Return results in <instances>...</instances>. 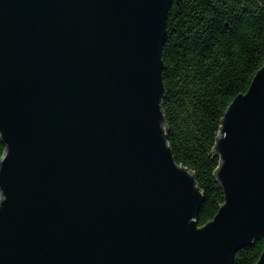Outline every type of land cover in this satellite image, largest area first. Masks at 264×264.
I'll return each instance as SVG.
<instances>
[{
  "label": "water",
  "instance_id": "water-1",
  "mask_svg": "<svg viewBox=\"0 0 264 264\" xmlns=\"http://www.w3.org/2000/svg\"><path fill=\"white\" fill-rule=\"evenodd\" d=\"M171 2L0 0V264H232L264 240V64L224 111L198 226L161 106Z\"/></svg>",
  "mask_w": 264,
  "mask_h": 264
},
{
  "label": "trees",
  "instance_id": "trees-1",
  "mask_svg": "<svg viewBox=\"0 0 264 264\" xmlns=\"http://www.w3.org/2000/svg\"><path fill=\"white\" fill-rule=\"evenodd\" d=\"M161 59L166 141L204 193L201 226L223 202L213 147L224 111L264 64V0H172ZM3 149L0 136V157ZM263 246L254 240L232 264H254Z\"/></svg>",
  "mask_w": 264,
  "mask_h": 264
}]
</instances>
